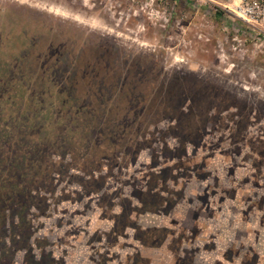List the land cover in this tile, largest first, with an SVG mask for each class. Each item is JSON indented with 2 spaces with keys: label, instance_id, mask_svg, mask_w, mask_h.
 Here are the masks:
<instances>
[{
  "label": "rangeland",
  "instance_id": "374dc122",
  "mask_svg": "<svg viewBox=\"0 0 264 264\" xmlns=\"http://www.w3.org/2000/svg\"><path fill=\"white\" fill-rule=\"evenodd\" d=\"M0 264H264V0H0Z\"/></svg>",
  "mask_w": 264,
  "mask_h": 264
},
{
  "label": "built area",
  "instance_id": "2783aa9c",
  "mask_svg": "<svg viewBox=\"0 0 264 264\" xmlns=\"http://www.w3.org/2000/svg\"><path fill=\"white\" fill-rule=\"evenodd\" d=\"M256 6V5H255ZM254 6V7H255ZM254 7H250V8H247V9H241V14H243V17H249L248 15H250V17L247 19V18H243L240 14H236L237 17H239V19H243V21L245 20L246 22H249L250 18H252L253 16V9ZM256 8H258V6H256Z\"/></svg>",
  "mask_w": 264,
  "mask_h": 264
}]
</instances>
